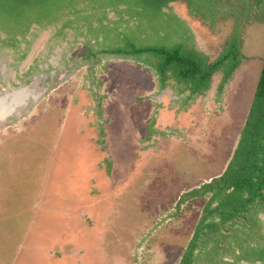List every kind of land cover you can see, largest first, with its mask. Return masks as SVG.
<instances>
[{
  "label": "rangeland",
  "instance_id": "1",
  "mask_svg": "<svg viewBox=\"0 0 264 264\" xmlns=\"http://www.w3.org/2000/svg\"><path fill=\"white\" fill-rule=\"evenodd\" d=\"M171 5L188 20L198 47L216 59L234 19L215 33L191 16L186 4ZM56 33L54 27L34 26L16 47L2 45L0 33V85H5L3 65L15 66L27 44L29 54L20 59L23 71L49 58L47 44L58 38ZM242 47L246 58L222 100L216 91L221 74L208 95L187 107L166 98L162 127L176 132L156 146L144 144L150 122L160 114L156 98L138 88L149 73L115 56H99V63L81 61L54 93L11 117L0 128V264H58L53 256L72 250L82 254L78 264H177L205 200L169 216L183 191L221 173L232 156L262 71L263 23L244 26ZM112 121L115 135L110 132L108 142L117 143L121 165L119 177L107 180L100 172L105 173L104 158L113 151L107 154L109 144L105 149L101 140ZM92 165L100 172L93 174ZM91 191L96 194L92 200Z\"/></svg>",
  "mask_w": 264,
  "mask_h": 264
},
{
  "label": "trees",
  "instance_id": "2",
  "mask_svg": "<svg viewBox=\"0 0 264 264\" xmlns=\"http://www.w3.org/2000/svg\"><path fill=\"white\" fill-rule=\"evenodd\" d=\"M174 2L186 4L188 13L215 33L234 19V30L216 59L198 47L196 33ZM253 23L264 24V0H0V32L7 45L16 47L35 25L55 27L59 34L87 26L96 39L94 54L135 59L156 76L160 89H172L174 99L186 107L214 89L216 74H221L216 91L222 100L246 58L244 26ZM150 128L149 140L155 133ZM201 199L205 204L195 234L177 264H264V58L227 169L184 192L169 217ZM230 254L235 262L226 258Z\"/></svg>",
  "mask_w": 264,
  "mask_h": 264
},
{
  "label": "flooded vegetation",
  "instance_id": "3",
  "mask_svg": "<svg viewBox=\"0 0 264 264\" xmlns=\"http://www.w3.org/2000/svg\"><path fill=\"white\" fill-rule=\"evenodd\" d=\"M35 26L37 28H40L37 25H35ZM56 30L58 32L57 28H56ZM71 32H73V33H71ZM81 32H78L72 28H66L65 32L63 34L56 33V37H58V38L54 37V39H52L50 41V44H47L49 51L51 52V54L49 55V58H47L44 62H42V60L39 58L37 63H32L27 68V70L23 71L21 64H23L24 61L23 60L21 61L20 59L21 58L24 59L29 54L28 51L30 49H29V45L27 44V47L23 48L22 56L19 58V60H15V62H14L15 66H12V68H7V66L3 65L1 72L3 73L2 75L4 76V79H5V85L4 86L0 85V96L6 95L7 93L11 92L13 89H19V88H22L25 86H29L31 84H36L37 89L38 88L45 89V91H46L44 93L45 95L47 93H54V91L60 86V84H62L63 81L68 80L70 75L74 72V70H76V68L79 66V63H81V61H86L88 63H90V62L96 63L99 56H103L102 54L96 55L92 51L91 45L96 43V39L92 38V36L89 35L87 26H85L83 28V30H81ZM2 34H4V33H2ZM29 34L25 38L20 37L21 43L27 39ZM71 34L75 35L73 41L70 39ZM4 36L6 38V35H4ZM2 43H4V44H2L4 46L7 45L5 43V41H3V40H2ZM21 43L19 42L18 45ZM64 43H66L67 45L65 46ZM63 44H64V47L60 48L61 45H63ZM7 46L14 47V46H10V45H7ZM81 49L83 50V52H82V54L79 55L78 52ZM106 56H108V55H106ZM115 59H119V60L121 59L124 61H131L133 63L135 62L137 66L143 68L145 71H147L149 73L147 76L148 77L150 76L152 78V80H154L153 84H155V82L157 83V89L155 91V93H157L156 96L154 94H149L148 97L153 98V99L156 98L155 99L156 101H154L155 104L154 103L153 104L155 105V111H158L157 113H160V114H159V117H156V119L154 118L155 121L152 120L150 122L146 137L144 138L145 140L146 139L147 140L146 141L144 140L145 141L144 144H147L149 142L150 143L154 142V144H155L156 142H158L159 140H161L165 136H167V134L175 133L176 130L167 129L165 127H162V124H163L162 120L163 119L161 118L162 114L164 113L163 108L165 107L166 98L169 101L171 100L172 102L174 101V102H177L178 104H181L179 101L175 100L177 96H175L173 90L170 88L160 89L158 86V82L156 80V76L149 69H147L145 66H143L142 64H139L135 59L120 57V56H115ZM4 70H6V71L8 70V73L4 72ZM12 75H13V77H11ZM15 78H17L16 81H14ZM44 94H43V96H44ZM33 104H34V102H31L28 105V107L26 108L27 111L25 113L29 112L28 108H30ZM111 120H113V119H111ZM102 122L103 121H101V123ZM109 122L110 121H108V123ZM151 126L153 128V132H155V133L152 135V138L149 140L148 136H149V130L151 129L150 128ZM103 131H102L103 138H102L101 142L104 145L108 146V144H109V142H108V131L106 132L105 129ZM240 136H241V133H240ZM238 143H239V140L236 144V147L238 146ZM156 145L157 144H155V146ZM233 154L231 156V159L233 157ZM107 159H108V161H111V159H109L108 157H107ZM231 159H230V161H231ZM230 161L228 163H230ZM228 165L229 164H227L225 170L227 169ZM260 217L263 220V226H264V213H260ZM236 253L238 255H240L241 250L237 249ZM226 258L232 262L236 261L234 255H232V254L228 255ZM240 262L245 263V264H251L249 262H245L244 260H240ZM260 263H261L260 261L256 262V264H260Z\"/></svg>",
  "mask_w": 264,
  "mask_h": 264
},
{
  "label": "crops",
  "instance_id": "4",
  "mask_svg": "<svg viewBox=\"0 0 264 264\" xmlns=\"http://www.w3.org/2000/svg\"><path fill=\"white\" fill-rule=\"evenodd\" d=\"M149 78V80H145V81H142V83H138V88L140 89V90H143V92L145 91V93L146 94H150V93H152V92H155L156 91V89H157V83L155 82V84H153V81L154 80H152V78L149 76L148 77ZM114 121V120H113ZM113 121L111 122V124L109 125V128H107V129H109L108 131H109V135L112 133V135L114 136L115 135V133H113V130H112V127H113ZM110 123V122H109ZM111 132V133H110ZM132 133V136H133V134H134V131H132L131 132ZM111 136V135H110ZM117 145V143H115V142H112V140H111V142H109V146H108V151H107V154L110 152V153H112V151H113V153L112 154H108V158L109 159H111V161H108V159H107V156L104 158L105 160H106V163H105V166H103V168L104 169H102V170H105V173L104 172H100V171H98L97 172V169H96V166L95 165H92L93 167H94V173L93 174H96V173H99L100 172V174H101V176L102 177H105V179H107V180H109V179H114L115 177H116V175H118V173H119V165H121L120 163V161H119V158H116V157H118V154H117V152L115 151L114 152V150H118V146H116ZM88 146H89V148L91 149V154H92V150H93V145L92 146H90V144L88 143ZM236 149V148H235ZM235 149H233V153H234V151H235ZM232 153V154H233ZM138 153H136V154H133V155H137ZM139 156V155H138ZM133 157H135V156H133ZM92 158V164H93V157H91ZM231 159V158H230ZM230 161V160H229ZM228 161V162H229ZM226 163V165L224 166V168H223V170H222V172L221 173H219V174H216V175H211L210 177H208V178H206V179H200L199 181H198V183H196L195 185H192L191 186V188L190 189H192V188H194V187H197V186H199L201 183H203V182H207V181H210L212 178H214V177H217V176H219V175H221L223 172H224V170H225V168H226V166H227V164H229V163ZM108 163V164H107ZM107 164V165H106ZM109 164H111V168L109 169ZM125 166H127V165H125ZM116 171H118V172H116ZM116 174V175H115ZM115 175V176H114ZM118 177H119V175H118ZM100 182V183H102V180H100V179H98L97 180V182ZM97 182H96V184H97ZM109 183V182H108ZM96 184H94V185H96ZM190 189H186V191H188V190H190ZM90 190H93L92 188H90ZM97 191V190H96ZM186 191H183V193L184 192H186ZM92 192V197L90 198V200H92L93 198H94V196L96 195V194H94V192L93 191H91ZM99 193V196H102V198H104V195H105V193H100V192H98ZM102 194V195H101ZM90 196H91V193H90ZM85 212V213H84ZM83 213L84 214H86L87 215V213H86V211H85V208H84V211H83ZM89 215V214H88ZM87 215V216H88ZM91 213H90V215H89V217H91ZM97 236H95V241H97V238H96ZM72 243V242H71ZM82 243V242H81ZM71 249H75V248H71ZM74 250H72L70 253H67V254H65V252H57V254L56 255H54L53 256V259H54V261L55 262H57L58 264H67V262L68 261H70V263L71 264H73L74 263V261H75V264H78V261L81 259L80 257L82 256V254L80 253V255H78L77 256V253L76 252H73ZM52 252H54V251H52ZM86 252V249H84L83 250V254ZM54 253H56V252H54ZM61 253V254H60ZM48 254H51V253H48ZM77 258V259H76ZM90 258V257H89ZM66 259H68V260H66ZM77 260V261H76ZM90 261H91V259H89Z\"/></svg>",
  "mask_w": 264,
  "mask_h": 264
},
{
  "label": "water",
  "instance_id": "5",
  "mask_svg": "<svg viewBox=\"0 0 264 264\" xmlns=\"http://www.w3.org/2000/svg\"><path fill=\"white\" fill-rule=\"evenodd\" d=\"M24 89L23 91L21 89H18L19 91L13 89L6 95L0 96V128L11 117L22 116L23 109L28 107L31 102L36 103L40 100L36 94L41 93H35V89H37L36 84H31Z\"/></svg>",
  "mask_w": 264,
  "mask_h": 264
},
{
  "label": "bare ground",
  "instance_id": "6",
  "mask_svg": "<svg viewBox=\"0 0 264 264\" xmlns=\"http://www.w3.org/2000/svg\"><path fill=\"white\" fill-rule=\"evenodd\" d=\"M25 87H27V86H25ZM25 87H22V88H19V89H21V91H23V90H25L24 88ZM17 91H19L18 89H16ZM37 92H40L41 94H36V95H38V97L39 98H41L42 96H43V94L46 92L45 90H43L42 88H38V89H35V93H37ZM41 95V96H40ZM27 107H25L24 109H23V111H22V115L27 111V109H26Z\"/></svg>",
  "mask_w": 264,
  "mask_h": 264
}]
</instances>
